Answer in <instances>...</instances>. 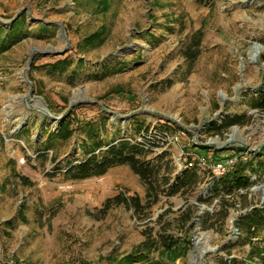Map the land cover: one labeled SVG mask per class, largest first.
I'll return each instance as SVG.
<instances>
[{
  "label": "rangeland",
  "instance_id": "1",
  "mask_svg": "<svg viewBox=\"0 0 264 264\" xmlns=\"http://www.w3.org/2000/svg\"><path fill=\"white\" fill-rule=\"evenodd\" d=\"M19 12L21 34L0 50V264H124L148 236L159 240L149 253L158 264H264V229L252 243L234 231L240 214L264 207V168L249 189L227 196L223 220L210 173L148 206L127 165L80 180L58 170L84 158L90 129L110 142L153 124L178 134L149 155L168 153L162 163L171 183L198 155L209 163L236 155L264 161V111L250 105L264 88V0H0L4 27ZM194 38L200 55L191 66L184 51ZM63 58L66 70L52 71ZM75 99L73 135L49 142L66 118L39 109L59 116ZM228 117L243 122L209 131ZM208 142V150L194 147ZM118 193L139 196L144 210L101 213ZM167 236L190 241L174 261L161 254Z\"/></svg>",
  "mask_w": 264,
  "mask_h": 264
},
{
  "label": "trees",
  "instance_id": "2",
  "mask_svg": "<svg viewBox=\"0 0 264 264\" xmlns=\"http://www.w3.org/2000/svg\"><path fill=\"white\" fill-rule=\"evenodd\" d=\"M24 22L25 15L21 13L12 21L9 29L0 23V50L15 42L21 34ZM47 28L48 27L45 26L43 27L44 30ZM199 48L200 39L194 38L184 51V57L191 66L200 55ZM68 65L66 58L58 59L50 63L52 71H64ZM250 105L254 109L264 111V88H262L260 93L251 100ZM72 122V115H68L58 131L48 133L47 140L49 142L53 140H68L74 133V128L71 127ZM242 122L243 120L240 117H228L222 123L213 124L208 129L210 132L220 135L231 126L241 124ZM140 129V127L137 129V136L122 135L110 142H105L100 138L95 129H90L88 133L89 139L92 140V142L90 144H85L84 158L73 163L68 162L65 168L58 167V170L63 172V175L67 179L80 180L100 177L106 174L112 167L127 165L144 183L148 206L156 203L160 194L163 192H167L166 194L168 195H174L180 190L186 192L194 189L201 181L199 172L210 173L214 177L212 191L221 199L224 212L222 214L223 220L227 215V208L232 206L227 196H232L239 190L249 189L255 179L253 175L264 168V161L260 159L243 161L238 156V160L235 162L232 169L228 170L224 175L216 176L210 169L202 168L198 161H195L191 165L187 163L182 173L171 183L169 172H166L162 163L168 153L163 152L155 157H149V155L156 152L157 147L160 145V141L173 132L166 127L157 126L155 124L148 128ZM194 147H199L202 150L211 148L208 145H194ZM237 150L241 151V149ZM214 153H217V151ZM18 177L23 183H27L28 179L25 176L18 175ZM167 185L168 188H166ZM120 205L132 208L137 213L142 212L146 206L137 195L118 193L106 198L100 211L106 214L111 208ZM190 217L191 214L189 213L185 217V221H188ZM5 224L12 225L10 221H7ZM235 226L243 242L252 243L253 239L258 238L259 231L264 229V207L253 206L249 210L243 212L236 219ZM161 240V254H165L168 258H171V261L175 260V253L177 250H181V253L185 252L187 250V244L190 242L188 240H183L184 242H181V240H174L172 236L161 237ZM157 242L159 243L158 239L148 236L134 252L125 255L122 262L124 264H136V262L139 261L138 264H158V262L149 259V253ZM144 250H147L148 253Z\"/></svg>",
  "mask_w": 264,
  "mask_h": 264
},
{
  "label": "built area",
  "instance_id": "3",
  "mask_svg": "<svg viewBox=\"0 0 264 264\" xmlns=\"http://www.w3.org/2000/svg\"><path fill=\"white\" fill-rule=\"evenodd\" d=\"M178 141V134L171 133L167 135L163 140L160 141V145L157 147V150L160 149H169ZM183 152V150H182ZM198 163L202 168L210 169L216 176L224 175L228 170L232 169L235 162L238 160V155L234 156L227 161H216L214 163H209L205 158L199 157ZM192 164L191 162L189 163ZM234 231H237L235 229Z\"/></svg>",
  "mask_w": 264,
  "mask_h": 264
},
{
  "label": "water",
  "instance_id": "4",
  "mask_svg": "<svg viewBox=\"0 0 264 264\" xmlns=\"http://www.w3.org/2000/svg\"><path fill=\"white\" fill-rule=\"evenodd\" d=\"M23 11H24V9H23ZM22 12V11H21ZM21 13L19 12V13H17L14 17H12L11 19H10V22H12L15 18H17L19 15H20ZM1 21V20H0ZM62 27V26H61ZM61 52H63V51H57L56 52V54H58V53H61ZM32 60H33V55H31V57L29 58V60H28V67H27V69L30 67V65H31V63H32ZM89 103H93V104H97L98 106H100V107H102V108H105L103 105H101L99 102H97V101H93V100H89L88 101ZM80 103V101L79 100H77V99H75V100H73V101H71V103H70V106L61 114V115H59V116H54V115H52L51 113H49V111L47 110V109H45V108H40L39 110H41V112H43V113H45V114H47L48 115V117L50 118V119H52V120H54V121H61V120H63L64 118H66L67 117V115L69 114V112L71 111V109L72 108H74L77 104H79ZM132 114L130 113V114H126V115H124V117H130ZM212 143L211 142H208L207 143V145H211Z\"/></svg>",
  "mask_w": 264,
  "mask_h": 264
},
{
  "label": "bare ground",
  "instance_id": "5",
  "mask_svg": "<svg viewBox=\"0 0 264 264\" xmlns=\"http://www.w3.org/2000/svg\"><path fill=\"white\" fill-rule=\"evenodd\" d=\"M257 54V53H256ZM256 54L254 53L252 56H253V58H255L256 57Z\"/></svg>",
  "mask_w": 264,
  "mask_h": 264
}]
</instances>
